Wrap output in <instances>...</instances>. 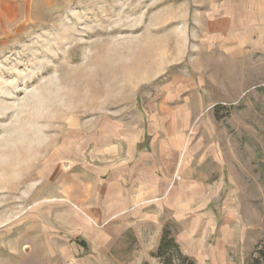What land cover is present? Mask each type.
Returning a JSON list of instances; mask_svg holds the SVG:
<instances>
[{
    "label": "rangeland",
    "instance_id": "rangeland-1",
    "mask_svg": "<svg viewBox=\"0 0 264 264\" xmlns=\"http://www.w3.org/2000/svg\"><path fill=\"white\" fill-rule=\"evenodd\" d=\"M166 224L264 239V0H0V264H163Z\"/></svg>",
    "mask_w": 264,
    "mask_h": 264
},
{
    "label": "trees",
    "instance_id": "trees-1",
    "mask_svg": "<svg viewBox=\"0 0 264 264\" xmlns=\"http://www.w3.org/2000/svg\"><path fill=\"white\" fill-rule=\"evenodd\" d=\"M159 241L152 256L160 258L163 264H195V261L190 256H185L182 253L179 243L172 234L171 227H164ZM79 242L85 248L88 247V243L84 240ZM248 264H264V239L256 248V256Z\"/></svg>",
    "mask_w": 264,
    "mask_h": 264
},
{
    "label": "crops",
    "instance_id": "crops-1",
    "mask_svg": "<svg viewBox=\"0 0 264 264\" xmlns=\"http://www.w3.org/2000/svg\"><path fill=\"white\" fill-rule=\"evenodd\" d=\"M213 25V23H209L208 24V26H209V28H208V30H213L212 28H214L213 26H215V25H217V23H214V25ZM212 27V28H211ZM214 30H216V28H214ZM188 31V30H187ZM214 32L215 31H211L210 33H208L207 35L208 36H210L211 37V35H212V33H213V35H214ZM189 36V35H188ZM212 42L211 43H208V44H197V47H196V49H195V51L196 50H198V51H196L197 52V54H201V52H202V50H205L204 52L207 54V53H210L211 51L213 52L214 51V49H215V46H216V43H213V40H211ZM189 43V42H188ZM222 48H225V50H227L228 49V51L230 50V48H231V44L229 43V41L227 40V42L224 44V46L222 45ZM189 50H190V45L188 44L187 45V47H186V52H189ZM209 84V83H208ZM131 149H132V153L133 154H137V153H142V152H144L145 151V149H148V142L145 140L144 142H141V141H137V143L133 146V147H131ZM133 154H131V156L133 157ZM166 226H168L169 227V225H165V227ZM163 232V231H162ZM86 242V241H85Z\"/></svg>",
    "mask_w": 264,
    "mask_h": 264
}]
</instances>
